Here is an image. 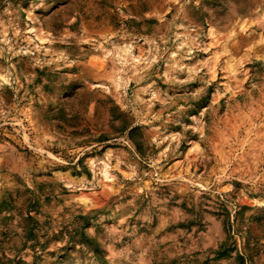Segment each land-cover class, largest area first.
Segmentation results:
<instances>
[{
    "label": "rangeland",
    "instance_id": "1",
    "mask_svg": "<svg viewBox=\"0 0 264 264\" xmlns=\"http://www.w3.org/2000/svg\"><path fill=\"white\" fill-rule=\"evenodd\" d=\"M0 264H264V0H0Z\"/></svg>",
    "mask_w": 264,
    "mask_h": 264
},
{
    "label": "bare ground",
    "instance_id": "2",
    "mask_svg": "<svg viewBox=\"0 0 264 264\" xmlns=\"http://www.w3.org/2000/svg\"><path fill=\"white\" fill-rule=\"evenodd\" d=\"M233 31H234V28L230 29V30L228 31V34H231V35H232ZM39 36L42 37L40 33H39ZM227 64L229 65V68H230V69H234V66H235V64H236V61H235L234 59H233V60L231 59V60L228 61ZM87 198H91V195H90V194H83V195H82V198L79 200V202H80V203L82 204V206H84V207H91L92 204H91V202H90L89 200H87Z\"/></svg>",
    "mask_w": 264,
    "mask_h": 264
}]
</instances>
